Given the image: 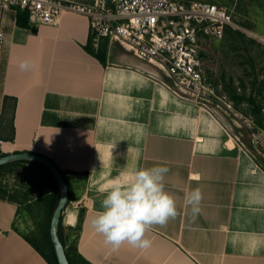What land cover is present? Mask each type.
<instances>
[{
  "label": "crops",
  "instance_id": "0c3cea01",
  "mask_svg": "<svg viewBox=\"0 0 264 264\" xmlns=\"http://www.w3.org/2000/svg\"><path fill=\"white\" fill-rule=\"evenodd\" d=\"M0 29V140L7 153L36 152L69 172L64 233L78 235L86 260L264 264V154L234 111L196 99L118 38L96 42L85 15L66 11L55 24L27 27L6 9ZM22 59L33 62L30 71L19 70ZM153 166L169 168L165 190L178 214L147 231L149 249L124 243L113 251L91 225L104 191ZM197 187L203 200L193 221L184 198ZM18 217L19 204L0 195V264H50L17 228Z\"/></svg>",
  "mask_w": 264,
  "mask_h": 264
},
{
  "label": "built area",
  "instance_id": "2783aa9c",
  "mask_svg": "<svg viewBox=\"0 0 264 264\" xmlns=\"http://www.w3.org/2000/svg\"><path fill=\"white\" fill-rule=\"evenodd\" d=\"M6 9L27 11L34 27L55 24L66 11L85 15L96 42L118 38L129 44L141 58L159 62L179 87L200 100L211 98L205 45L236 26L226 7L201 0H0V14ZM5 40L0 29V64ZM226 106L232 110L231 104ZM242 123L264 154V132L250 121ZM3 144L0 140V156L7 153Z\"/></svg>",
  "mask_w": 264,
  "mask_h": 264
},
{
  "label": "rangeland",
  "instance_id": "374dc122",
  "mask_svg": "<svg viewBox=\"0 0 264 264\" xmlns=\"http://www.w3.org/2000/svg\"><path fill=\"white\" fill-rule=\"evenodd\" d=\"M201 1L226 7L236 24L223 38L210 39L205 45L203 62L210 99L231 104L241 121H250L264 132V0ZM43 177V171L30 163L0 171V193L19 204L17 228L41 244L50 220L39 192Z\"/></svg>",
  "mask_w": 264,
  "mask_h": 264
},
{
  "label": "clouds",
  "instance_id": "9594fccd",
  "mask_svg": "<svg viewBox=\"0 0 264 264\" xmlns=\"http://www.w3.org/2000/svg\"><path fill=\"white\" fill-rule=\"evenodd\" d=\"M33 66L30 59H22L18 64L22 72L30 71ZM168 172L166 166L140 168L128 174L123 183L111 182V187L104 191L101 210L91 221L105 245L113 251L124 243L141 250L152 246L147 231L154 225L165 226L178 214L174 197L165 190ZM184 199L194 221L201 213L203 193L197 187L188 191Z\"/></svg>",
  "mask_w": 264,
  "mask_h": 264
},
{
  "label": "trees",
  "instance_id": "16d2710c",
  "mask_svg": "<svg viewBox=\"0 0 264 264\" xmlns=\"http://www.w3.org/2000/svg\"><path fill=\"white\" fill-rule=\"evenodd\" d=\"M18 24L21 26H27L29 27V16H28V12L27 11H22V10H18ZM232 27H228L226 29L227 30ZM236 31V30H235ZM96 55L103 61L105 62L106 60V53L103 50H98L96 52ZM251 101L255 102L254 99H250ZM259 124L262 125V122L259 120ZM21 163H30L32 165H35L37 167H39L42 171H43V183L41 184L40 187V198L43 199V201L45 202V205L48 209V213H49V224H48V228H47V232H46V236L41 243L39 242H35L34 240H32L31 238L27 237L25 235V237L27 238V240H29L31 242V244L48 260V262L50 264H59L58 262V258L55 252V248H54V244L51 240V235H50V225H51V220H52V216L54 214V211L59 203L60 200V196H61V191L59 188V184L57 182V180L55 179L53 173L42 163L37 162V161H17V162H13L4 166L0 167V171L7 169L8 167H11L13 165H17V164H21ZM58 166V165H57ZM59 167V166H58ZM60 171L62 172L63 176L65 177V179L67 180V183L69 185L70 188V201L73 200V196L71 194V185L69 180L66 178V174L69 173L67 171L62 170L59 167ZM83 177H87V173H83L81 174ZM6 194V193H5ZM4 193H0V195L3 198H8L10 200L15 201L13 198L7 196V194L5 195ZM81 221V220H80ZM79 230L81 229V223L79 224ZM59 236L60 239L62 240L65 249H66V253L68 256V259L70 261V264H91L88 260H86L79 252H78V247H77V241H78V235L74 238L71 239V237H67L64 233V226H63V222H62V218H61V222H60V226H59ZM71 239V242H70Z\"/></svg>",
  "mask_w": 264,
  "mask_h": 264
},
{
  "label": "water",
  "instance_id": "95a60500",
  "mask_svg": "<svg viewBox=\"0 0 264 264\" xmlns=\"http://www.w3.org/2000/svg\"><path fill=\"white\" fill-rule=\"evenodd\" d=\"M37 161L44 164L54 175L55 179L59 184L61 196L59 203L52 216L50 225L51 240L54 244L55 252L58 258L59 264H70L68 259L65 246L59 236V226L64 210L70 203V188L67 180L63 176L59 167L49 157L31 151H20L13 153H6L0 156V167L17 162V161Z\"/></svg>",
  "mask_w": 264,
  "mask_h": 264
},
{
  "label": "bare ground",
  "instance_id": "6f19581e",
  "mask_svg": "<svg viewBox=\"0 0 264 264\" xmlns=\"http://www.w3.org/2000/svg\"><path fill=\"white\" fill-rule=\"evenodd\" d=\"M7 147H8V144L5 145V148H7Z\"/></svg>",
  "mask_w": 264,
  "mask_h": 264
}]
</instances>
